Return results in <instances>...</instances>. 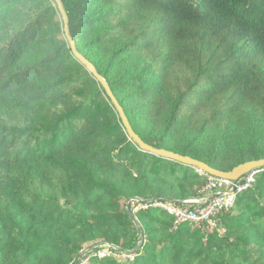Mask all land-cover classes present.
<instances>
[{
  "label": "trees",
  "instance_id": "1",
  "mask_svg": "<svg viewBox=\"0 0 264 264\" xmlns=\"http://www.w3.org/2000/svg\"><path fill=\"white\" fill-rule=\"evenodd\" d=\"M60 1L77 52L108 84L145 144L224 173L264 159V0ZM60 36L63 19L53 0H0V264H71L88 243L130 252L141 230L134 224L132 235L120 230L112 205L117 210L132 198L181 203L199 197L205 186L196 169L143 152L120 131L104 90ZM203 83L185 113L187 99ZM76 86L84 98L67 102ZM59 104L64 110L55 117ZM12 118L24 127L10 126ZM32 131L52 135L49 155L18 148L21 133ZM60 173L61 197L68 199L74 187V209L59 207L47 181ZM38 186L50 192L43 195ZM92 192L106 204L102 214L89 217L85 202ZM235 208L237 216L216 220L226 229L223 237L175 226L158 209L135 213L146 235L143 247L149 244L139 263L230 264L256 244L262 253L252 262L241 257L242 264H264V173L230 214ZM120 211L132 222L123 206ZM74 213H84L86 221L62 222ZM108 259L91 257L89 264Z\"/></svg>",
  "mask_w": 264,
  "mask_h": 264
},
{
  "label": "rangeland",
  "instance_id": "2",
  "mask_svg": "<svg viewBox=\"0 0 264 264\" xmlns=\"http://www.w3.org/2000/svg\"><path fill=\"white\" fill-rule=\"evenodd\" d=\"M128 29H129V32L133 31V28H132L131 25L129 26ZM60 38L61 39H63V38L65 39L64 36H60ZM140 43H141V45H143L144 41H141ZM204 86H205V83H203L201 86H199L197 88L198 90L196 92H193V93L190 94L189 98L187 99L188 106L186 105L185 110H184L185 113L188 114V113L191 112V110H193V106L195 105V103L199 99V90H201ZM80 89H81V87H79V86L72 87L69 90V92L67 93V95H66V96H68V98H70V100H68L67 102L73 103V101L82 100L85 95L82 93V91ZM101 99L104 100V101H107L105 99V97H103V96L100 97V100ZM103 105H104L103 103H98L99 107H102ZM95 106H96V104L93 105V107H95ZM63 110H64V105L59 104V105H57L56 107H54L52 109V113H54V116L57 117L58 115H60L61 111H63ZM99 116L101 118H103V119H108V120H105L104 122L109 127L111 126L112 122L110 120V115L107 112L106 113L104 112V115H103V110H102V111H100V115ZM37 119L38 118H36V117L33 119L32 127H36L38 125ZM10 122H11L10 126L16 125L17 128L24 127V125H22L21 123H18L15 120V118H12L10 120ZM72 128H73V130L76 131V130H80L81 126L80 125L72 126ZM62 129H70V127L69 126H65ZM120 131L123 134L125 133L122 128L120 129ZM14 138L16 139L17 137L14 136ZM51 139H52V135L45 136L42 132H39V131L38 132L32 131V132H25V133L22 132L21 136H19V138L17 139V146H18V148L20 150H22L24 152L27 151L28 149L35 150V148H36V151L38 152V155H40V153L43 152L47 156V155L50 154L48 143L51 141ZM63 142H65V141H63ZM191 171H194V170L192 169ZM195 172L198 173L202 177V179H204L205 185H206V183H208L207 176L202 174L201 172H199L197 170H195ZM60 178L64 179L61 176V173L59 175H56V177H54V178L47 177V181H50V183L54 187V190H53V191H55L54 197L59 198V207L62 210L74 209L75 208V203H74L75 200L73 198H71V195H72L71 190L72 189L74 190V187L71 188V189H69V188L67 189L66 193L68 195V199H65L64 197H61V193H60V189L62 187L61 183H64V182ZM198 188L199 187H193V190L197 191ZM36 189H37L36 190L37 192H39V193H41L43 195H46L48 192H50V189H48V187H46V186L45 187L38 186V187H36ZM133 199H137L135 201H141L140 198H132V199H129L128 201L133 200ZM66 201H70L69 204H67ZM78 201H83V199L81 197H79ZM128 201L127 202L126 201L125 202L121 201L119 203V206H118L117 210H115V206L114 205H112V207L109 210L113 211V213H111V216H113L114 220L120 225V230H124L126 232H129V234L132 235V234H134V230H135V229H133V224H134V227L137 229V231L139 233H140V230H141L140 235L138 234L139 235V240L137 242L136 248L134 250L130 251V253H131L130 255H121V254L118 255V254H113V252H112L110 254L111 256L107 257V258H110L108 260L111 261L109 264H118L119 262H123L124 259H127L132 264H141V263H139L140 255H147V253H148L147 248H148L149 244L146 247H143L144 244L146 243V235H145V233L143 231L144 227H142L140 224L137 223L138 220H137L136 214H133L132 211L129 208H126V204L128 203ZM105 204H106V201L100 194L92 192L90 199L85 202V205L88 207L87 215L89 217H94V216H98V215L102 214V212L105 210L104 209ZM122 206L128 212V215H129L130 219H131L130 214L134 217V220L131 219L133 223L128 221L125 218L124 214H120V212H121L120 210H121ZM140 211H142V210H140ZM238 214H239V212H238L237 208H235L234 211H232L231 214H230V212L224 213V215L226 217H231L232 215H236L237 216ZM70 217L71 216H65L62 219V222H65L67 219H72L73 223H75V221H81V220L86 221V215L84 213H82V216H80L79 218H78L77 214H75V213L72 216V218H70ZM260 219L262 220L263 217L258 218V220H260ZM100 221H102V220H100ZM73 223H70V224H73ZM173 227H174V225H173ZM220 230H223L224 232H222L221 235L219 234V236L223 237L224 235H226V229L224 227L220 228ZM206 231H208V230H206ZM210 232H204V233H210ZM205 235H208V234H205ZM222 237H220V238H222ZM127 239H129V237H127L125 239H122V241L125 242ZM88 244H87L88 245L87 246L88 249L94 247V246H92L91 243H88ZM249 245H248V247L246 249L248 254H245V255H242V256L238 257L235 262L230 261V264H242L243 260L241 259V257H245V258L248 259L249 262H252V261H254L256 259V257L260 253H262L263 249L261 247H259L258 245H256V244H255L256 246L255 245L254 246H249ZM107 246H108L107 244H100V245H97V247H95L94 249H96V252H98V251L99 252H106L107 251ZM113 247H114V249H120L118 246H113ZM88 249H85L83 251H86ZM94 249H92V250H94ZM159 249H160V247H157L155 252H158ZM79 254H81V251H80ZM136 255H138V256L136 257ZM78 260L75 262V258H74V260H73V262L71 264H79L81 261H78ZM198 261L199 260H196L194 264H198ZM208 264H211V263H208Z\"/></svg>",
  "mask_w": 264,
  "mask_h": 264
},
{
  "label": "built area",
  "instance_id": "3",
  "mask_svg": "<svg viewBox=\"0 0 264 264\" xmlns=\"http://www.w3.org/2000/svg\"><path fill=\"white\" fill-rule=\"evenodd\" d=\"M262 173H264V170H256L236 184L229 180L206 175L208 183L202 188L200 196L197 198L183 201L182 203H172L170 201L160 200L135 201L137 200L135 199L128 203L127 208H129L133 214L148 208L158 209L172 217L175 226L189 224L196 230L202 232H212L213 230H216L221 235L224 231L220 230L216 225L218 216L229 212L235 205L238 197L256 185V182ZM90 251L85 253L78 260L81 261L79 264H88L91 257H96L98 260L107 258L111 256L110 254L112 252L113 254L120 255L108 246L106 252L98 251L89 254Z\"/></svg>",
  "mask_w": 264,
  "mask_h": 264
},
{
  "label": "water",
  "instance_id": "4",
  "mask_svg": "<svg viewBox=\"0 0 264 264\" xmlns=\"http://www.w3.org/2000/svg\"><path fill=\"white\" fill-rule=\"evenodd\" d=\"M53 1L57 5L58 11H59V13L63 19V32H64L65 39L69 45V49L71 51V54L73 55V57L77 61H79L80 64H82L85 67V69L91 74L93 79L102 87V89L104 90L105 96L107 97V99L110 101V103L114 107V109L118 115V118L120 119L121 125H122L127 137L141 151L146 152V153H150V154L158 156V157H161L165 160L173 161V162L179 163L181 165L191 167V168L196 169L197 171L201 172L202 174L210 176V177H215V178H220V179L232 181L235 184L239 183L241 180H243L245 177H247V175H249L250 173L264 168V159H260V160H254V161L243 163V164L235 167L232 171H230L228 173H224V172L217 171V170L209 167L208 165H206L202 162H199L197 160H194L190 157L181 156V155H178V154H175V153H172L169 151H165V150L155 149V148L145 144L138 137V135L133 131L130 123L128 122V120L124 114L123 109L121 108L118 101L114 97V95H113L110 87L108 86V84L97 73L94 66L77 52L75 42L73 41V39L69 33L68 18H67V14L63 8V5H62L60 0H53ZM133 200H135V199H133ZM130 201H128V203ZM169 201L172 203H179V202L174 201V200H169ZM128 203L126 204V208L128 207ZM130 216H131V219L134 220V217L131 214H130ZM108 246L111 247L112 249H114L113 246H111L109 244H108ZM95 247H97V246H94V247H92L86 251L81 252V254L76 256L75 262L78 259H80L85 253L94 249ZM114 250L121 255H130L131 254L130 252H125L121 249H114Z\"/></svg>",
  "mask_w": 264,
  "mask_h": 264
}]
</instances>
